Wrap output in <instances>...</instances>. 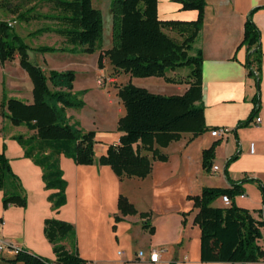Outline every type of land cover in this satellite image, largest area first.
<instances>
[{"label": "trees", "instance_id": "1", "mask_svg": "<svg viewBox=\"0 0 264 264\" xmlns=\"http://www.w3.org/2000/svg\"><path fill=\"white\" fill-rule=\"evenodd\" d=\"M35 2L34 4L32 2ZM182 9L196 10L197 18L191 22L160 20L157 16V0H113L112 46L99 54L98 66L102 67L104 57L110 65L133 77H158L166 82H181L167 76V72L187 68L188 74L182 83L188 85L181 95H159L127 83L118 89L125 114L117 121L116 131L121 135L118 141L108 146L107 151L95 159V132L81 130L77 123H71L66 109L81 108L83 101L73 92L75 74L73 71L50 69L47 73L30 59L27 51L34 54L68 52L92 54L102 50L104 20L101 11L92 0H17L11 5L0 0V7L15 16L16 22L29 23L49 20L54 25L40 27L30 33L53 32L63 39V47L39 46L31 48L15 32L11 23L0 20V62L11 61L17 54L20 67L32 82V102L27 104L16 98H4L1 115L14 126H25L34 133L29 137H15L29 158L42 170L45 189L55 190L48 196L53 210L66 203L67 183L59 166V156L72 158L75 164L107 165L119 178H145L151 172V159L166 161L160 153L172 141L181 138L182 133L193 137L209 130L204 122L202 105V52L193 44L202 27L205 0H175ZM36 3L49 6L46 13L36 11ZM249 13L244 24L242 44L249 50L247 69L253 75V63H258L259 33ZM164 29H171L184 35L179 42L167 35ZM247 121L239 123L246 124ZM216 142L202 152V164L209 169L214 156ZM150 153V157L148 155ZM6 179L15 182L11 190L5 188ZM229 188L204 187L198 195H189L193 208L197 209L194 224L200 229V260L202 262H257L264 258L258 245L264 230L260 219L262 209L250 211L238 207L234 198L242 195V183ZM0 190H3V206H25L18 178L13 174L7 158L0 153ZM230 199L228 206H214L221 196ZM122 216L135 215L137 210L122 194L117 201ZM256 214V216L253 215ZM144 218L143 228H152ZM186 213H182L184 217ZM115 217V221H119ZM184 223V219L182 221ZM43 233L52 245L55 260L49 262L43 257L16 250L13 261L23 264H88L74 248L73 226L58 219H46ZM70 242L71 250L63 241Z\"/></svg>", "mask_w": 264, "mask_h": 264}, {"label": "crops", "instance_id": "2", "mask_svg": "<svg viewBox=\"0 0 264 264\" xmlns=\"http://www.w3.org/2000/svg\"><path fill=\"white\" fill-rule=\"evenodd\" d=\"M112 1L92 0L93 6L101 11L103 20L112 21ZM252 10L251 19L259 33V61L253 63L254 74L249 75L246 65L249 50L242 41L244 24ZM197 14L196 10L182 9V5L175 0H157V16L160 20L191 22L196 20ZM164 32L173 39L178 36L180 41L184 37L171 29H164ZM44 35L46 33L38 37L44 38ZM28 36L32 37L30 34ZM196 49L202 52L203 117L209 130L195 137L190 133H182L179 140L165 147L167 149L180 143L172 149L176 158V171L178 175H186L189 182L184 194L186 209L174 213L155 214L153 210L139 212L127 198L137 214L122 216L116 201L117 196L123 193L120 184L124 177L119 179L107 165L96 162L90 165L75 164L72 158L62 154L59 156V166L67 183L66 203L58 210H53L48 196L55 190L44 188L41 168L24 156L23 148L15 139L19 135L29 137L34 131H29L23 125L14 126L1 115L4 98H16L27 104L32 102L29 77L17 59L12 61L14 65L0 62V153L7 158L26 198L25 206L10 204L4 207L3 190H0V241L14 246L13 253L22 249L54 261L52 245L43 233L44 221L54 218L75 228L79 256L94 264L105 263L108 262L105 259L106 251L99 247L96 233L99 220L106 221V228L113 240L119 242L120 230L128 227L126 221L131 216H137L135 223L141 222V228L150 236L148 249L138 250L144 252V257L138 258V251L125 257V250L118 249L112 264L118 261H124L125 264H264V258L249 263L202 262L199 252L200 229L193 222L197 209L193 208L192 201L186 199L189 195H198L204 187L229 188L244 181L241 186L243 194L234 198L236 205L250 211L262 209L264 205V0H205L202 27L195 37L191 54ZM99 53L97 51L91 55L99 56ZM162 80L167 84L179 85L181 94L188 88L186 83ZM69 109H66V115L70 119ZM256 118L261 119L259 123H256ZM245 121L246 124L239 125ZM8 123L15 129L9 127ZM216 128H227L229 131L224 137H213L210 131ZM215 142L210 168L205 169L202 152ZM190 147L195 148L193 157L192 149H188ZM166 157V161H158L167 164L169 156ZM152 171L153 167L147 177L153 176ZM213 205L225 206L221 197ZM139 213H147L146 219L152 232L149 228H143L145 220ZM182 213L186 215L183 217ZM116 216L120 218L119 221H115ZM62 243L71 250L66 245L68 241ZM257 243L264 252V230ZM152 250L160 254L156 263L149 261ZM118 252L122 253L121 256ZM13 253L3 248L0 251V264H23L13 261Z\"/></svg>", "mask_w": 264, "mask_h": 264}, {"label": "rangeland", "instance_id": "3", "mask_svg": "<svg viewBox=\"0 0 264 264\" xmlns=\"http://www.w3.org/2000/svg\"><path fill=\"white\" fill-rule=\"evenodd\" d=\"M11 5H14L17 0H8ZM35 3L34 1L32 2ZM36 11L46 13L49 11V6L45 3H36ZM15 16L7 11L6 8L0 7V20L11 23L15 32L19 34L24 41L31 47H39L40 44L53 46L55 48L63 47L60 36L53 32L46 33L44 38L38 37L40 34H34L29 38V34L36 31L40 27L53 26L49 20H36L29 23L13 22ZM112 21L104 18L103 42L100 53L109 49L112 46L111 41ZM42 35V34H41ZM176 36V35H175ZM176 41L180 42L178 36ZM99 53V54H100ZM30 59L37 63L46 73L50 70L57 71H73L75 74L73 92L82 99L83 106L81 108H70L69 116L71 123H77L84 132H95L94 153L97 158L102 152L107 151L108 146L118 141L121 133L116 131L117 121L125 114L122 101L118 96V89L127 83L145 88L148 92L164 96L180 95V86L176 84H167L162 78L158 77H133L114 69L108 58L102 60V67L98 66V55L94 54H72L66 52H52L46 54H34ZM18 60L17 54L13 60ZM10 65H14L12 61ZM19 61V60H18ZM12 63V64H11ZM19 67V66H18ZM18 69H21L20 67ZM21 72V70H18ZM173 73V74H172ZM188 74L187 68H181L175 71L167 72L168 76L175 80L184 81ZM28 81L32 87V82ZM174 83V82H173ZM9 127H12L8 123ZM8 127V126H7ZM174 145H180L174 144ZM160 149L159 151L169 156L167 164H163L158 160H152L153 176H149L144 180L138 178H125L120 184L122 195L130 199L139 212L153 210L155 214L162 212L174 213L177 210L186 209V193L189 182L186 175H178L176 171V158L172 153L173 147ZM193 153L195 148L190 147ZM150 155V153L148 154ZM19 183V180H18ZM15 182L11 179H6L5 188H11ZM11 190V189H10ZM22 192L23 189L21 188ZM25 196V193L23 194ZM119 195L117 196L118 201ZM116 201V206H117ZM137 216H131L127 221L128 227H124L119 232V242L113 240L109 229L106 228V221L100 219L97 224L96 233L98 234L99 247L105 249V259L108 262L99 264H112V260L116 258L115 252L118 249L125 250V257L135 254L139 249H148L150 236L146 230L141 228V222L135 223L134 219ZM74 230V248L78 252L76 230ZM69 243V244H68ZM66 245L70 248V242ZM49 262L51 259L43 257Z\"/></svg>", "mask_w": 264, "mask_h": 264}, {"label": "built area", "instance_id": "4", "mask_svg": "<svg viewBox=\"0 0 264 264\" xmlns=\"http://www.w3.org/2000/svg\"><path fill=\"white\" fill-rule=\"evenodd\" d=\"M260 118H256V123H259L260 122ZM228 129L227 128H216V129H213L210 131V134L211 136L213 137H218V138H221V137H224L227 133H228ZM253 150V148L251 147V151ZM214 169H216V167H214ZM221 201L222 203L225 205V206H228L230 204V199L228 196L226 195H223L221 196ZM260 219L264 222V205L262 207V214L260 216ZM0 248H7V251L12 252V245L10 244H7L3 241H0ZM15 255V253H13ZM121 252H118V255L121 256ZM137 257L138 258H143L144 257V252L143 251H138L137 252ZM159 257H160V254L158 251H155V250H152L150 253H149V261L151 263H156L158 260H159ZM88 264H94L93 262H89ZM114 264H125L124 261H118Z\"/></svg>", "mask_w": 264, "mask_h": 264}, {"label": "water", "instance_id": "5", "mask_svg": "<svg viewBox=\"0 0 264 264\" xmlns=\"http://www.w3.org/2000/svg\"><path fill=\"white\" fill-rule=\"evenodd\" d=\"M27 53H28L29 57H31V58L33 57V55H32V52H31V51H29V50H28V51H27Z\"/></svg>", "mask_w": 264, "mask_h": 264}, {"label": "bare ground", "instance_id": "6", "mask_svg": "<svg viewBox=\"0 0 264 264\" xmlns=\"http://www.w3.org/2000/svg\"><path fill=\"white\" fill-rule=\"evenodd\" d=\"M2 249H3V248H0V251H1ZM6 249H7V248H6ZM13 249H15V247H14V246H12V250H13Z\"/></svg>", "mask_w": 264, "mask_h": 264}]
</instances>
